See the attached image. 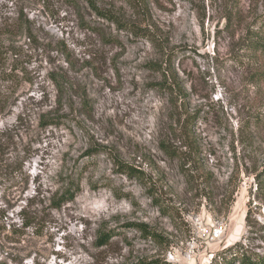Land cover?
<instances>
[{"label": "rangeland", "instance_id": "obj_1", "mask_svg": "<svg viewBox=\"0 0 264 264\" xmlns=\"http://www.w3.org/2000/svg\"><path fill=\"white\" fill-rule=\"evenodd\" d=\"M147 1L0 0V264H264V0Z\"/></svg>", "mask_w": 264, "mask_h": 264}, {"label": "trees", "instance_id": "obj_2", "mask_svg": "<svg viewBox=\"0 0 264 264\" xmlns=\"http://www.w3.org/2000/svg\"><path fill=\"white\" fill-rule=\"evenodd\" d=\"M87 1L94 9L95 11L99 12L100 9L96 6L94 0H85ZM130 3L133 4V6L139 10H142L143 8H149V3L147 0H130ZM105 17H109L111 18V15H107V14H102ZM255 28L252 30H249L247 36L249 39V41H247L248 43V47L247 50L249 51V53L253 56V58H257V57H264V13L260 14L257 19H256V25L254 26ZM1 62V61H0ZM175 94V95H174ZM183 92L181 90V88H178L176 91H172V100L174 101L176 99V101H178L180 99V97L182 98ZM184 101V99L182 100V102ZM185 103L181 104V106H184ZM4 149V146H2L0 144V150ZM122 166V165H121ZM127 171V170H126ZM75 190L76 192L71 193L69 198H73L76 193L80 192V182H78L75 185ZM70 192V191H69ZM67 192V193H69ZM31 225V223L25 222L23 224V226L25 228L29 227ZM107 240V235H103L101 236L100 239V244L106 243ZM243 261V263H252V261L250 260L249 257H247L246 255H242L241 259ZM149 264H165L159 261L156 262H152Z\"/></svg>", "mask_w": 264, "mask_h": 264}, {"label": "built area", "instance_id": "obj_3", "mask_svg": "<svg viewBox=\"0 0 264 264\" xmlns=\"http://www.w3.org/2000/svg\"><path fill=\"white\" fill-rule=\"evenodd\" d=\"M215 237H218L219 236V232L218 231H215Z\"/></svg>", "mask_w": 264, "mask_h": 264}]
</instances>
